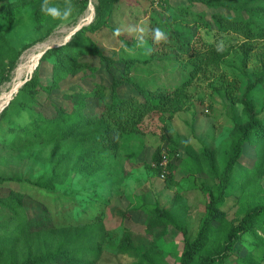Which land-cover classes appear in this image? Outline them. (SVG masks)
Returning a JSON list of instances; mask_svg holds the SVG:
<instances>
[{"label":"rangeland","instance_id":"374dc122","mask_svg":"<svg viewBox=\"0 0 264 264\" xmlns=\"http://www.w3.org/2000/svg\"><path fill=\"white\" fill-rule=\"evenodd\" d=\"M51 2L62 6L64 0ZM41 3L42 0H37L34 5L23 8L14 17L13 23L0 18V31L15 48L21 49L16 65L0 83V113L7 108L3 124L8 122L7 119L25 124L44 103L48 104L49 100L61 102L64 91L74 88L70 86L71 82L64 83L62 89H55L49 94L46 87L51 84L52 74L48 60L42 62L39 69L40 81L45 88L39 89L32 98L19 91L32 76L46 49L66 43L76 30L95 21L97 0H87L83 9V0H72L74 11L67 20L45 15L42 28L37 30L36 15ZM186 4V0H120L114 6L110 25L91 34L103 54L134 59L136 64L131 74L135 80L151 90L167 89L175 96L174 101L179 108L168 110L163 115L148 113L135 129L126 130L117 141V150L105 152V166L100 172L88 174L70 167L65 183L57 189L72 202L59 199L58 203H52L49 195L38 193L37 188L26 182L34 181L49 171L50 164L39 161L33 151L39 148L41 155L46 156L50 146L10 149L0 145V176L23 181L0 184V195L7 194L9 190L25 191L24 202L30 214L38 213L43 206H51L58 216L68 214L70 222H80L76 220L80 212L81 215L85 213V217H93L101 211L107 233L97 264H134L138 260L134 249L149 247L153 241H157L158 248L170 253L165 255L166 261L174 263L175 256H180L183 250L181 232L163 229L165 232L159 234L158 229L148 230L149 212L146 209L156 205L165 209L178 208L177 212L186 220L188 232L195 233L208 201L198 182L205 179L210 183V180L204 172H201V178L197 173L190 172V166L184 160L192 157L195 161H202V150L206 147L211 152L215 170H222L234 122L245 120L238 95L246 83L244 76H250V72L260 67L264 60V39L250 40L254 46L243 65V44L248 39L228 25L224 28L229 35H225L212 20L213 13L219 12L224 16L230 13L223 8L209 9L201 3H194L191 8L205 13L211 30L199 28L198 42L188 50L177 49L173 42L168 45L157 42L147 29L151 12L155 10L152 15L156 17L159 10L172 11L174 7ZM117 29L120 30L118 35ZM150 41L154 44L153 48ZM206 41L219 45L218 51H213L215 47ZM193 51L195 54L191 55ZM90 64L93 71H86L88 76L79 82L88 88L93 86L94 81L109 83L110 76L103 62L92 57ZM81 74L72 77L71 81H78ZM8 93L10 95L5 101ZM260 98L261 95H257V99ZM101 108L96 100H90L86 112L90 114ZM165 128L174 144L165 138ZM157 149L164 154L162 160L166 163L169 160L167 150H175L179 155L178 159L171 156L170 160L175 165L173 172L166 170L163 176L155 171L152 158ZM255 150L251 145L246 148L240 167L233 172L237 183L244 179L246 168L252 169L253 173L257 169L260 159L255 160ZM71 157L74 158V153ZM258 170L254 175L248 174V184L243 181L241 190L236 189L228 196L223 206L227 219L237 221L246 209L264 203V157ZM5 215L0 212V219ZM126 233L131 236L133 247L121 253L118 244ZM258 233L264 235L262 230ZM242 237L245 247L242 251L252 248L255 258L259 259L262 246L254 247L256 240L251 234L245 233Z\"/></svg>","mask_w":264,"mask_h":264},{"label":"trees","instance_id":"16d2710c","mask_svg":"<svg viewBox=\"0 0 264 264\" xmlns=\"http://www.w3.org/2000/svg\"><path fill=\"white\" fill-rule=\"evenodd\" d=\"M36 1L0 0V18L13 23L14 17L23 8L34 5ZM119 1L97 0L95 21L76 30L66 43L46 49L30 79L19 89L32 98L39 89L45 88L40 81L39 69L42 62L49 60L52 74L51 84L46 87L49 94L55 89H62L64 83L71 82L70 86H74L64 91L61 102L49 100L48 104L44 103L25 124L11 119L3 124L7 108L0 113V125L3 124L0 127L1 147L50 146L51 150L46 156L41 155L39 148L33 151L39 161L50 164L49 171L34 181L26 182L37 188L38 193L49 195L55 204L59 199L72 202V199L61 195L62 192L57 189L65 183L70 167L88 174L100 172L105 166V152L117 150V141L126 130L135 129L148 113L159 112L163 115L168 110L179 108V104L174 101L175 96L167 89L151 90L135 80L131 74L136 64L134 59L105 55L92 38V33L110 25L114 6ZM186 1V5L174 7L172 11H157L156 17L152 15L153 10L147 25L149 33L154 36L153 29L159 27L167 35V39L161 42L166 45L173 42L177 49L188 50L190 46L194 47L193 43L198 42L199 28L211 30L205 13L194 11L192 4L201 3L209 9L223 8L230 15L213 13L212 20L225 35H229L224 28L228 25L248 39L243 44L242 63L245 65L254 46L250 40L264 39V0ZM86 5L87 0H83L82 9ZM44 21L45 14L39 9L36 15L37 30L42 28ZM150 42L153 48L154 44ZM218 46L215 45L213 51L217 52ZM20 54L21 49L15 48L0 31V83L14 68ZM194 54L195 51L191 55ZM92 57L103 62L110 77L109 83L94 81L93 86L88 88L79 81L88 76L86 71H93L90 64ZM79 74L78 81H71L72 77ZM244 78L246 83L238 95V101L245 120L234 122L222 170H215L211 152L206 147L202 150V161H195L192 157L184 160L190 166V172L197 173L198 178L204 172L210 180V183L205 179L198 182V187L205 192L208 201L196 232H188L186 220L177 212L178 208L165 209L156 205L146 209L149 212L147 229H158L159 234L163 229L178 230L182 234L183 250L180 256H175L174 263H169L165 255L170 253L158 248L157 241H153L149 247L134 249L138 256L134 264H264V235L258 233L262 230L264 234V203L249 207L237 221L227 219L223 210L228 196L236 189L241 190L243 181L248 182L249 173L254 175L259 171L264 157V60L260 67L253 69L250 76L245 75ZM257 95H261L260 100ZM90 100H96L102 108L87 113ZM164 130L165 138L174 144L167 129ZM250 145L256 149L255 160L259 158L260 161L254 173L252 169L246 168L244 179L237 183L233 172L240 167L246 148ZM167 152L169 160L166 165H162L164 154H161L160 149L154 152L152 158L155 171L163 176L166 170L173 172L175 169L171 156L177 159L179 156L175 150ZM72 153L74 158L71 157ZM258 154L260 157H257ZM8 181L23 182L19 178L0 176V184ZM54 191L57 194L54 195ZM25 196V191L21 190H9L7 194L0 195V212L6 214L0 219V264H97L107 233L101 211L93 217H85V213L81 215L80 212L76 219L80 222H70L68 214L58 216L51 206H43L38 213L30 214L24 202ZM245 233L255 238V248L262 246L259 259L255 258L252 248L242 251L245 248L242 244ZM131 240L129 234H124L118 244L119 252L126 253L132 249Z\"/></svg>","mask_w":264,"mask_h":264},{"label":"clouds","instance_id":"9594fccd","mask_svg":"<svg viewBox=\"0 0 264 264\" xmlns=\"http://www.w3.org/2000/svg\"><path fill=\"white\" fill-rule=\"evenodd\" d=\"M40 11L53 19L67 20L74 11V5L72 0H64L62 6L52 3L51 0H42ZM119 32L120 30L117 29L116 34L118 35ZM153 35L157 42L167 39L166 33L159 27L153 29Z\"/></svg>","mask_w":264,"mask_h":264},{"label":"bare ground","instance_id":"6f19581e","mask_svg":"<svg viewBox=\"0 0 264 264\" xmlns=\"http://www.w3.org/2000/svg\"><path fill=\"white\" fill-rule=\"evenodd\" d=\"M39 55H40V54H39ZM39 55H38V56H39ZM37 58H38V57H37ZM34 59H36V58H34ZM20 68H21V67H20ZM14 88H15V87H14ZM2 95L4 96V94H2ZM9 95H10L9 93L6 94V96L4 97V98H5V101L7 100V98L9 97ZM5 101H3V102H5Z\"/></svg>","mask_w":264,"mask_h":264},{"label":"built area","instance_id":"2783aa9c","mask_svg":"<svg viewBox=\"0 0 264 264\" xmlns=\"http://www.w3.org/2000/svg\"><path fill=\"white\" fill-rule=\"evenodd\" d=\"M164 158V156H163ZM162 165H166V161L162 160Z\"/></svg>","mask_w":264,"mask_h":264}]
</instances>
